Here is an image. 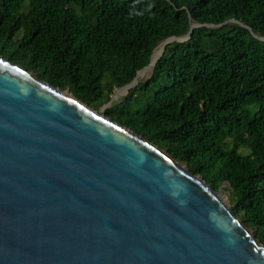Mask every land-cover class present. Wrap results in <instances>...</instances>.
I'll list each match as a JSON object with an SVG mask.
<instances>
[{
    "label": "trees",
    "instance_id": "trees-1",
    "mask_svg": "<svg viewBox=\"0 0 264 264\" xmlns=\"http://www.w3.org/2000/svg\"><path fill=\"white\" fill-rule=\"evenodd\" d=\"M189 19L104 115L226 183L264 246V0H0V56L97 109Z\"/></svg>",
    "mask_w": 264,
    "mask_h": 264
},
{
    "label": "water",
    "instance_id": "water-1",
    "mask_svg": "<svg viewBox=\"0 0 264 264\" xmlns=\"http://www.w3.org/2000/svg\"><path fill=\"white\" fill-rule=\"evenodd\" d=\"M110 99L93 109L0 56V264H264L218 191L105 116Z\"/></svg>",
    "mask_w": 264,
    "mask_h": 264
},
{
    "label": "rangeland",
    "instance_id": "rangeland-1",
    "mask_svg": "<svg viewBox=\"0 0 264 264\" xmlns=\"http://www.w3.org/2000/svg\"><path fill=\"white\" fill-rule=\"evenodd\" d=\"M231 22H233V21H231ZM159 45H157V46H159ZM149 71H150V69H147V70H143L142 72L138 73L137 79L138 80H144L149 75ZM123 93H124V89L113 88V90L111 91V94L109 95V99L110 98L111 99L105 106L107 107V106L111 105L112 103L118 101L121 98V96L123 95ZM103 114H104V111H103ZM227 188H228V185L226 183H222L218 192H217V195L220 198L221 202L225 203V204L228 202V192L226 190Z\"/></svg>",
    "mask_w": 264,
    "mask_h": 264
},
{
    "label": "bare ground",
    "instance_id": "bare-ground-1",
    "mask_svg": "<svg viewBox=\"0 0 264 264\" xmlns=\"http://www.w3.org/2000/svg\"><path fill=\"white\" fill-rule=\"evenodd\" d=\"M159 51H160V45L155 48L153 55L151 57V61H150L149 65L144 70L151 69L152 63H153L155 57L159 54ZM136 81H137V77H136ZM120 89H124V88H120ZM124 91H125V89H124Z\"/></svg>",
    "mask_w": 264,
    "mask_h": 264
}]
</instances>
